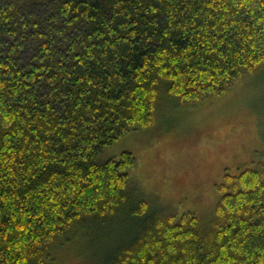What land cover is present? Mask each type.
Returning a JSON list of instances; mask_svg holds the SVG:
<instances>
[{"label": "trees", "instance_id": "trees-1", "mask_svg": "<svg viewBox=\"0 0 264 264\" xmlns=\"http://www.w3.org/2000/svg\"><path fill=\"white\" fill-rule=\"evenodd\" d=\"M251 77L264 0H0V264H58L69 241L100 264H264V150L206 220L163 212L134 154H106Z\"/></svg>", "mask_w": 264, "mask_h": 264}, {"label": "rangeland", "instance_id": "rangeland-1", "mask_svg": "<svg viewBox=\"0 0 264 264\" xmlns=\"http://www.w3.org/2000/svg\"><path fill=\"white\" fill-rule=\"evenodd\" d=\"M238 86L199 107L156 113L149 128L124 135L106 154H134L131 177L163 212L191 211L206 220L218 198L215 183L264 150V82L251 77ZM72 243L66 242L58 264H100L86 242Z\"/></svg>", "mask_w": 264, "mask_h": 264}]
</instances>
